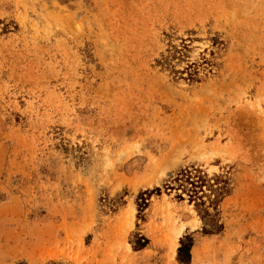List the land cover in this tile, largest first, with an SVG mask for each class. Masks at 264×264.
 I'll return each instance as SVG.
<instances>
[{"label":"rangeland","instance_id":"1","mask_svg":"<svg viewBox=\"0 0 264 264\" xmlns=\"http://www.w3.org/2000/svg\"><path fill=\"white\" fill-rule=\"evenodd\" d=\"M191 169L203 205L164 187ZM187 237L264 264V0H0V264H180Z\"/></svg>","mask_w":264,"mask_h":264},{"label":"trees","instance_id":"2","mask_svg":"<svg viewBox=\"0 0 264 264\" xmlns=\"http://www.w3.org/2000/svg\"><path fill=\"white\" fill-rule=\"evenodd\" d=\"M170 58H173L170 57ZM171 59L167 57L163 59V63L169 65ZM204 65L207 67L212 66V63L208 60H204ZM198 67L195 64L187 66L185 73L187 75V80L194 81L195 77L198 74ZM197 82V81H196ZM205 175L199 170L191 169L184 170L177 173L175 176L169 177L168 181L164 185L165 189L168 191H180V194L176 195L178 200H183L182 193H186L189 198L190 203H200L197 205H203V202L200 201V198L197 197L198 192L205 185ZM154 192L157 194L160 193V189H155ZM150 194V193H149ZM196 198V199H195ZM193 200V201H192ZM144 201V199H142ZM144 203V202H143ZM192 247V241L187 237L184 241H181L180 248L178 249L177 260L180 264H188L190 261V249Z\"/></svg>","mask_w":264,"mask_h":264},{"label":"bare ground","instance_id":"3","mask_svg":"<svg viewBox=\"0 0 264 264\" xmlns=\"http://www.w3.org/2000/svg\"><path fill=\"white\" fill-rule=\"evenodd\" d=\"M175 246H176V244L174 243V244H173V252H174V247H175Z\"/></svg>","mask_w":264,"mask_h":264}]
</instances>
